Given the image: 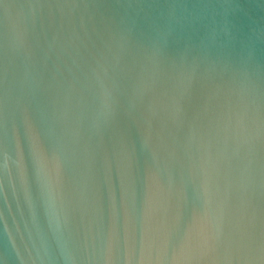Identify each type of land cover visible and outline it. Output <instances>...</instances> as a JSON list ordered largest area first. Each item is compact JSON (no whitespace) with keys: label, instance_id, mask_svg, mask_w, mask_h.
<instances>
[{"label":"water","instance_id":"water-1","mask_svg":"<svg viewBox=\"0 0 264 264\" xmlns=\"http://www.w3.org/2000/svg\"><path fill=\"white\" fill-rule=\"evenodd\" d=\"M0 264H264V0H0Z\"/></svg>","mask_w":264,"mask_h":264}]
</instances>
